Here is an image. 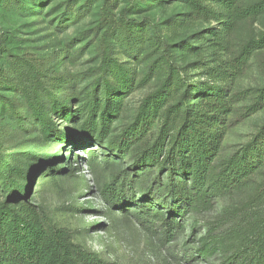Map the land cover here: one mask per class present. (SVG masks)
I'll use <instances>...</instances> for the list:
<instances>
[{"label":"trees","instance_id":"trees-1","mask_svg":"<svg viewBox=\"0 0 264 264\" xmlns=\"http://www.w3.org/2000/svg\"><path fill=\"white\" fill-rule=\"evenodd\" d=\"M32 1L42 8L45 3ZM76 1L60 6L57 30L67 29L81 15ZM169 1H131L117 16L115 0H103L97 26L102 36L95 42L100 64L77 75L65 67L75 41L53 56L37 57L18 52L23 40L15 30L0 27V264H100L95 254L73 242L69 231L24 197L37 177L65 175L67 168L60 166L64 153L71 159L83 152L91 172L101 179L92 147L105 148L110 155L104 159L108 174L99 184L101 196L122 211L139 206L140 220L159 223L172 240L186 230L185 217L209 210L219 196L243 190L264 166V124L232 157L221 159L233 104L243 96H231L225 84L242 75L255 53L264 49V31L237 50L232 36L264 14V0H176L191 10L184 18L174 14L161 23L130 18L144 5L164 8ZM1 5L24 14L28 0H0ZM201 19L217 26L187 31ZM169 33L179 38L172 40ZM123 52L144 66L141 74L120 61ZM226 54L230 60L225 61ZM201 68L206 82L190 74ZM154 81L156 89L117 134L113 127L127 97ZM263 107L264 86L245 115ZM114 157L129 159L124 174L110 171L117 163ZM143 182L150 188L137 200L129 190ZM158 189L161 198L156 197ZM197 224L194 220V229ZM211 235L199 245L200 258L264 264V221L252 228L234 256L226 255L225 239Z\"/></svg>","mask_w":264,"mask_h":264},{"label":"rangeland","instance_id":"rangeland-1","mask_svg":"<svg viewBox=\"0 0 264 264\" xmlns=\"http://www.w3.org/2000/svg\"><path fill=\"white\" fill-rule=\"evenodd\" d=\"M68 0H45L42 7L34 5L28 0V8L24 14L7 10L6 5L0 7V27L6 31L15 30L21 41L18 52L29 53L34 56L54 55L75 41L77 47L72 51L70 59L65 62V67L72 75L86 72L89 68L98 66L100 59L95 42L102 36V31H97L100 19V5L103 0H77L76 8H81V15L68 23V28L57 30L56 24L60 16V6ZM131 1L143 0H115L114 13L120 12ZM256 1V0H248ZM151 4V3H150ZM154 4V3H153ZM155 6V5H154ZM153 5H144L142 10L130 13V18L144 20L150 18L156 23H161L174 14L184 18V13L191 10L183 3L171 0L164 8H154ZM216 27V23H208L205 19L191 23L187 31ZM165 29V28H164ZM91 31L89 35L81 36L84 32ZM186 31L184 28L178 34ZM264 31V14L257 20L247 21L238 28L233 36V49L253 36ZM177 33H169L172 40H177ZM181 36V35H180ZM83 49L82 55L79 51ZM68 58V57H67ZM121 62H129L141 74L144 66L139 62L120 53ZM230 55H225V61L230 60ZM191 57L190 61H197ZM209 64L211 62H208ZM203 67V64H200ZM213 66V65H211ZM196 81L206 82L209 79L204 69L190 72ZM226 89L229 94L243 95L239 102L233 104L234 111L230 115L231 126L225 137L221 159L232 157L238 150L247 144L264 124V107L257 113L245 115V108L254 103L256 93L264 86V49L258 50L252 57L249 66L237 79L227 82ZM158 82L135 90L125 100V109L121 119L114 125L117 134L130 123L142 99L156 89ZM95 145H91L92 147ZM98 156L101 179H98L91 168L88 167L86 155L80 152V158L64 153L65 160L61 167L67 168L64 174L37 177L31 191L25 199L39 208L58 227L69 231L73 242L85 250L95 254L100 264H222L219 259H202L197 255L199 245L215 233L225 239L229 248L226 255L234 256L241 248L243 239L260 221H264V166L258 171L249 185L243 190L217 197L213 206L199 214L185 217L187 228L184 232L177 233L175 238L168 239L159 223L148 224L140 220L139 206L126 212L109 204L101 196L99 184L106 178L108 172L104 171L110 153L100 146L92 147ZM129 159L121 161L116 157L110 166L120 174H124L129 166ZM149 183H137L130 191L136 199L142 198L141 193L150 188ZM160 189L156 197L161 198ZM136 193V194H135ZM134 198V197H133ZM135 204V203H134ZM126 212V213H125ZM194 220L198 222L194 229Z\"/></svg>","mask_w":264,"mask_h":264}]
</instances>
